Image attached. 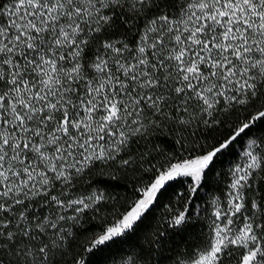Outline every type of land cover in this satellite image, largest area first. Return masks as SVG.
I'll return each mask as SVG.
<instances>
[{
	"label": "snow or ice",
	"instance_id": "6c2138e0",
	"mask_svg": "<svg viewBox=\"0 0 264 264\" xmlns=\"http://www.w3.org/2000/svg\"><path fill=\"white\" fill-rule=\"evenodd\" d=\"M0 264H264V0H0Z\"/></svg>",
	"mask_w": 264,
	"mask_h": 264
},
{
	"label": "trees",
	"instance_id": "16d2710c",
	"mask_svg": "<svg viewBox=\"0 0 264 264\" xmlns=\"http://www.w3.org/2000/svg\"><path fill=\"white\" fill-rule=\"evenodd\" d=\"M177 240L179 241V238H177Z\"/></svg>",
	"mask_w": 264,
	"mask_h": 264
}]
</instances>
